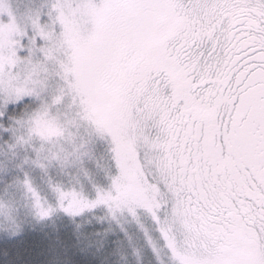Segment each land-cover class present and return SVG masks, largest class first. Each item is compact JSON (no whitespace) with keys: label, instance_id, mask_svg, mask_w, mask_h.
Wrapping results in <instances>:
<instances>
[{"label":"snow or ice","instance_id":"obj_1","mask_svg":"<svg viewBox=\"0 0 264 264\" xmlns=\"http://www.w3.org/2000/svg\"><path fill=\"white\" fill-rule=\"evenodd\" d=\"M0 264H264V0H0Z\"/></svg>","mask_w":264,"mask_h":264}]
</instances>
